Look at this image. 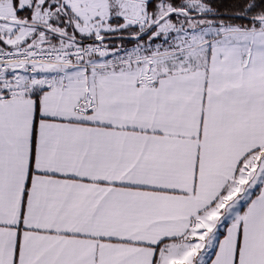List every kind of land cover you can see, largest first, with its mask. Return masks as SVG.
Here are the masks:
<instances>
[{
	"label": "snow or ice",
	"instance_id": "snow-or-ice-1",
	"mask_svg": "<svg viewBox=\"0 0 264 264\" xmlns=\"http://www.w3.org/2000/svg\"><path fill=\"white\" fill-rule=\"evenodd\" d=\"M0 264H264V0H0Z\"/></svg>",
	"mask_w": 264,
	"mask_h": 264
}]
</instances>
